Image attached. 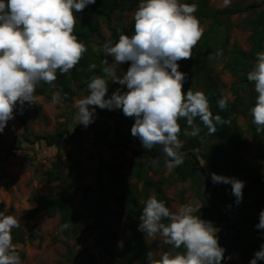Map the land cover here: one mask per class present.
Here are the masks:
<instances>
[{
	"label": "clouds",
	"instance_id": "clouds-1",
	"mask_svg": "<svg viewBox=\"0 0 264 264\" xmlns=\"http://www.w3.org/2000/svg\"><path fill=\"white\" fill-rule=\"evenodd\" d=\"M95 3L96 0H0V133L17 111L23 114L25 103L36 104L39 86L54 85L58 72L69 73L83 58L88 49L74 34L76 13ZM197 10L196 4L179 0H140L133 16V34H120L117 41L103 44L104 75L90 77L89 94L76 101L74 119L78 125L87 128L94 123L97 108L122 110L125 117L134 119L131 135L139 139L145 150L160 146L164 167L171 172L184 163L181 151L184 142L179 138L181 119L188 126L183 135L201 140L204 137L195 123L197 118L209 136L217 132V125L230 124V120L212 113L205 92L192 88L183 91L188 75L180 71L178 62L193 58V49L204 32L194 15ZM126 62L130 66L121 77L117 68ZM95 68L91 64L88 70ZM109 79L121 86L110 96ZM247 80L254 83L258 94L250 115L256 133L261 134L264 133V51L256 53ZM60 98V91L52 97L53 102ZM217 106L221 111L227 110L228 97L222 94ZM153 163L158 164L159 158ZM210 175L215 185H231L235 204L242 203L245 181L214 172ZM196 212L190 204L173 211L155 195L148 197L139 216L138 231L145 237H160L170 247L159 258L148 250L147 264H223L226 249L219 243V229ZM20 223V218L0 211V264H22L12 236ZM69 227L63 224L61 231ZM254 227L264 231V209ZM260 260H264V243L254 252L249 264Z\"/></svg>",
	"mask_w": 264,
	"mask_h": 264
},
{
	"label": "rangeland",
	"instance_id": "rangeland-1",
	"mask_svg": "<svg viewBox=\"0 0 264 264\" xmlns=\"http://www.w3.org/2000/svg\"><path fill=\"white\" fill-rule=\"evenodd\" d=\"M234 6L242 9L249 7L250 9L229 18L232 26L230 46L248 52L251 49V33L249 30L243 29L241 24L248 18L253 19L255 15L264 13V0H228L227 4H225V0H209V7L212 9H226ZM135 10L114 14L109 24L99 23L100 37L90 40L89 47L93 54L102 59L105 58L103 44L108 40L113 41L110 28L121 29L134 25ZM199 23L203 29L210 25V21H199ZM133 32L134 30L128 35H132ZM107 59L111 64L112 57L109 56ZM95 69L100 68L96 65ZM126 71L127 67L122 64L117 68V75L122 77ZM186 73L188 75L186 84L196 90L204 89L208 74L222 87L225 96L228 97V103H233L235 97L230 87L234 79L223 70L222 64H208L207 67L200 68L193 65ZM109 81L111 80L109 79ZM113 84L117 88L121 87L116 83ZM73 87L76 90V95L69 101L60 98L53 102L52 97L56 93L54 91L47 96L37 92L39 99L36 105L41 108V112L35 114L30 111L25 118L31 136L54 135L64 130L73 132L74 126L78 124L74 119L77 112L76 101L87 95L84 88H79L77 83H74ZM123 90L126 91V87ZM257 95L254 85L241 91L239 96L242 98V105L233 111L232 116L240 129L243 141L237 151L238 156L244 166L255 171L264 181V138L248 129L249 121L252 119L249 105L252 100L255 101ZM117 112L118 110H114V117L106 119L107 124L112 128L110 131L101 122H97V124L85 128L79 134L78 141H66L61 138L51 147L47 146L44 141L24 144L22 149L14 151V154L8 159L0 161V211L6 215H14L21 220L20 227L27 241L23 245L15 246L24 254L22 264H89L91 256L96 259L98 264H125V261L113 260L103 252L100 247L102 231L95 227L93 219L89 216V211L97 209L103 197L106 199L104 203L105 213L107 212V215L103 217L105 225L112 224L110 228L117 229L119 234L116 248L122 250L129 244L136 247L142 237L147 251H153L155 258H159V255L169 246L165 245L160 237L155 239L145 237L142 232L138 231L139 216L149 196L155 195L158 200H164L173 211L180 205L190 204L197 209L196 215H200L204 220H209L205 210L212 209L210 203L215 202L216 193L213 186L208 191H205L204 185L197 189L191 180L178 182L172 176V171L169 172L163 164H154L151 159L136 160L131 152L137 148L135 143L124 148L117 143L113 123ZM96 116L95 120L98 119L97 111ZM133 123V118L125 117L124 130L132 127ZM22 134L23 128L20 122L16 119L10 120L4 132L0 133L1 147L6 149L10 145L16 144ZM181 140L184 142L182 153L187 156L194 154L211 180L210 174L214 171L203 160H200L202 147L192 150L186 140ZM114 158L119 159L118 183L113 182L110 174L102 168V164H107ZM75 161L86 172V178L81 183L76 184L71 181L59 183L46 177V173L55 166H58L66 174L69 164ZM137 162L143 165V179L140 182L133 177L129 170V167ZM99 176L102 181L101 186L107 194L105 196L98 184ZM84 187L90 188L91 198L95 203L89 209H86L87 199L86 202L83 199ZM157 188H160L159 196L156 194ZM62 190H66L73 198L75 206L82 216V228H90L70 240H65L59 235L60 217L58 214L48 215L46 212H39L33 219L27 215L35 207L37 199L57 196ZM112 193L122 199L136 200L140 207L139 215L132 216L117 205L109 196ZM228 205H231V208L227 207ZM232 207L233 205L229 203L219 207L218 210L222 213L233 212ZM262 209H264V203L260 205V210ZM218 234H223L221 229ZM263 240L264 235L256 236L251 233L244 239L243 244L261 245ZM226 260L243 264L240 251L228 253ZM133 264H139V262L133 261Z\"/></svg>",
	"mask_w": 264,
	"mask_h": 264
},
{
	"label": "trees",
	"instance_id": "trees-1",
	"mask_svg": "<svg viewBox=\"0 0 264 264\" xmlns=\"http://www.w3.org/2000/svg\"><path fill=\"white\" fill-rule=\"evenodd\" d=\"M186 4H196L197 11L194 15L199 21H210V25L204 29L203 36L193 49V58L189 60L179 61L180 71L187 72L191 66L207 67L208 64H222V68L233 79V83L230 87L234 95L233 103H228V108L225 111H221L217 106V101L225 96L222 87L212 80L208 74L206 75L205 87L201 91L205 92L210 101V110L214 115L219 114L222 118L230 120V124L223 126L217 125V132L213 135H206L207 129L204 128L199 118L195 123L201 128L200 136L204 137L201 140L198 137H190L183 135V130L188 127L186 121L181 119L179 121L181 125L180 139H184L191 145L192 150L202 147V154L200 160H203L208 164L214 173L219 175H225L235 177L246 182L243 189V201L238 206L235 204V197L231 194V185L218 184L215 185L207 177L201 162L198 158L191 154L184 155V163L181 166L172 170V176L178 182H184L191 180L193 184L199 189L201 185L205 186V191H208L213 186L215 191L214 203H210L212 209H206L209 220L213 222L215 227L221 229L223 234H218L219 243L226 249L225 260L223 264H236L234 262H228L226 260L227 254L240 251L241 261L243 264H248L250 259L253 258L254 252L260 249V245L257 244H243L245 238L251 233L256 236L264 235V231L257 230L254 226L259 222L260 205L264 202V181L252 169L244 166L238 156V149L243 143L241 138L240 129L236 125L235 118L232 116L233 111L237 107H241L242 98L239 96L241 91L246 88H250L254 83L247 80V72L254 67L255 55L257 52L264 51V13L255 15V18H248L243 24L242 28L249 30L251 33L250 42L251 49L245 52L236 47L230 46V31L231 24L229 18L242 11H247L250 8L244 9L234 6L233 8L226 9H212L209 7V0H179ZM140 3V0H96L95 4L87 6L83 12L76 13L77 21L74 29V34L78 37L80 42H83L88 51L84 54L80 62L69 73L60 74L57 73V80L54 85L42 84L37 88V92L41 95L47 96L50 92L60 91L61 98L69 101L71 97L76 95L74 89V83H77L79 88H84L88 95L87 84L89 78L94 75L103 76L102 72V58L97 57L92 53L90 49L91 39L100 37V22L110 23L112 16L116 13H126L135 10ZM134 30V25L127 28L118 27L110 28L113 41H117L120 34H129ZM98 65L100 69H94L89 71V65ZM125 66H130V62L124 63ZM109 91L108 95H111L117 87L108 80ZM191 88L186 82L183 86V91L186 93ZM196 91L195 88H192ZM66 94V95H65ZM255 105V101L252 100L249 105V110ZM33 111L35 114L41 112L39 106H29L27 103L24 105L23 114H19L17 111L15 114L16 120H18L23 128V134L16 142V144L10 145L8 148L3 149L0 141V161H5L14 154V151L22 149L24 144H34L38 141H44V143L51 147L55 145L58 139L64 138L66 141H78L79 134L85 129L83 125L76 124L73 132L64 130L61 133L54 135H37L31 136L25 118L27 114ZM98 119L94 123L90 124L91 127L97 122H101L107 130H111V126L107 124L106 119L114 117L113 112L107 109L101 110L97 108ZM125 116L122 110H118L114 122L115 134L117 136V143L120 147H127L131 143H135L137 148L131 150L133 157L136 160L151 159L152 161L159 158L160 165H164V157L161 152V147L156 146L152 150H145L141 146L138 138L131 135V127L128 130H124ZM248 129L251 132L255 131V125L252 123V119L249 121ZM191 129H189L190 131ZM264 138V133L260 134ZM264 140V139H263ZM1 155H3L1 157ZM186 155V156H185ZM190 157V158H187ZM187 158V159H186ZM102 168L108 172L113 182L118 183L119 180V159L114 158L107 164H102ZM130 173L138 181L143 179V165L137 162L129 167ZM46 177L49 180H53L59 183H68L69 181L76 184L81 183L86 178V172L75 161L69 164L67 167V173L64 174L58 166L53 167L46 173ZM101 177L98 178V184L101 186ZM101 192L105 196L102 186ZM156 194L159 196L160 188L156 189ZM110 198L124 210L128 211L132 216L139 215V204L134 199H122L115 193L109 195ZM83 199L86 202L89 209L94 206V200L91 198V190L89 187L83 188ZM162 199V198H161ZM164 201V200H162ZM106 199L101 198L100 205L97 209L89 211V216L93 219L95 227L101 229L100 234V247L103 252L113 260L125 261V264H133V261H138L139 264H146L145 254L147 252L146 246L143 244L142 237L137 242V246L126 245L122 250L116 248L119 241V234L117 229H111L112 224L107 223L105 225L104 216ZM231 203L233 205V212H220L219 207ZM131 205V206H130ZM167 206V205H166ZM39 212H46L48 215L58 214L60 217V230L59 235L65 239L70 240L80 234H83L85 230L90 228H82V216L75 206L73 198L68 194L66 190H62L54 197L39 198L36 200L35 207L27 213L30 219H33ZM237 214V216H234ZM10 215V214H7ZM69 224L70 227L61 231L63 224ZM13 243L15 245H23L27 238L25 237L21 227L13 229L12 232ZM264 243V240L262 241ZM170 247V246H169ZM17 250V249H16ZM169 250V248L167 249ZM21 261L24 260V254L20 250H17ZM89 264H98L94 257L89 258ZM257 264H264V260H260Z\"/></svg>",
	"mask_w": 264,
	"mask_h": 264
}]
</instances>
